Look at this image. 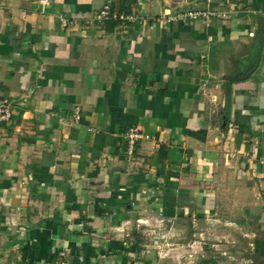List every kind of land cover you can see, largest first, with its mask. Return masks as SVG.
<instances>
[{
    "label": "crops",
    "instance_id": "0c3cea01",
    "mask_svg": "<svg viewBox=\"0 0 264 264\" xmlns=\"http://www.w3.org/2000/svg\"><path fill=\"white\" fill-rule=\"evenodd\" d=\"M107 5L129 20L97 21ZM204 8L0 0V97L16 107L0 122V264H169L150 223L220 207L264 235V0L159 21ZM131 129L148 137L133 160Z\"/></svg>",
    "mask_w": 264,
    "mask_h": 264
},
{
    "label": "rangeland",
    "instance_id": "374dc122",
    "mask_svg": "<svg viewBox=\"0 0 264 264\" xmlns=\"http://www.w3.org/2000/svg\"><path fill=\"white\" fill-rule=\"evenodd\" d=\"M215 211V214L209 215L208 222L200 221L197 225L182 223L170 228L183 231V237L170 230L166 231L167 223H150L146 231V244L158 252L152 256V260L162 256L163 259L171 260L169 264H264V235L251 228L235 227L236 218L231 221L225 218L233 215V210L227 207ZM176 249L179 251L177 259L174 254L168 256L167 251Z\"/></svg>",
    "mask_w": 264,
    "mask_h": 264
},
{
    "label": "built area",
    "instance_id": "2783aa9c",
    "mask_svg": "<svg viewBox=\"0 0 264 264\" xmlns=\"http://www.w3.org/2000/svg\"><path fill=\"white\" fill-rule=\"evenodd\" d=\"M230 5L231 0H204L205 8L203 10L188 11L182 14L171 17L166 20L160 19V22H173V21H204L209 23L220 16V13L212 9L214 4ZM226 16V15H224ZM128 18L120 16L113 11L110 5L105 6L102 11L97 15L96 20L101 23L111 21L127 20ZM129 20V19H128ZM65 26V25H64ZM16 107L12 101L0 97V122H10L15 116ZM73 120L75 123H80L82 114L79 107L72 111ZM148 137L139 129H131L126 135L127 142V156L129 160L135 158V153L138 145L147 140ZM259 165L264 166V155L259 159Z\"/></svg>",
    "mask_w": 264,
    "mask_h": 264
}]
</instances>
